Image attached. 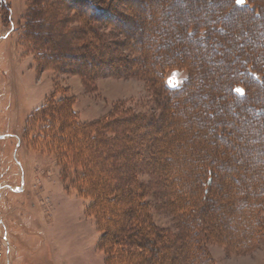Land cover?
Here are the masks:
<instances>
[{
	"label": "trees",
	"instance_id": "1",
	"mask_svg": "<svg viewBox=\"0 0 264 264\" xmlns=\"http://www.w3.org/2000/svg\"><path fill=\"white\" fill-rule=\"evenodd\" d=\"M29 1L23 41L39 71L91 86L106 74L143 79L162 109L84 124L73 97L53 96L39 115L37 142L90 200L104 264H214L212 241L240 254L264 242V0H200L191 17L178 7L187 0ZM179 70L186 81L170 87ZM151 193L179 235L156 225Z\"/></svg>",
	"mask_w": 264,
	"mask_h": 264
},
{
	"label": "rangeland",
	"instance_id": "2",
	"mask_svg": "<svg viewBox=\"0 0 264 264\" xmlns=\"http://www.w3.org/2000/svg\"><path fill=\"white\" fill-rule=\"evenodd\" d=\"M3 4L0 9V225L8 237L5 244L8 255L2 246V263L104 264L105 254L99 247L101 233L95 219L87 214L90 200L80 197L70 180L64 178L58 153L37 142L42 127L39 115L53 96L56 100L73 97V110L84 124L121 110L158 118L162 109L143 79L106 74L96 78L91 86L77 75L39 71L35 54L23 41L30 1L4 0ZM187 4V8L178 7L191 17L201 1L187 0ZM160 5L149 12L152 19L157 17ZM4 7L10 8L8 14ZM5 12L12 18L11 29L4 27ZM71 24L76 27L79 22L73 20ZM151 28L149 25L148 29ZM101 30L108 36L113 34L112 29ZM148 34L150 38L152 32ZM119 40L124 37L120 36ZM186 79L185 70L167 74L170 87H181ZM140 179L146 185L153 182L149 174H142ZM149 198L156 225L179 235V222L173 212L160 208V201L152 193ZM207 250L214 264H264V242L243 254L215 241L208 244Z\"/></svg>",
	"mask_w": 264,
	"mask_h": 264
},
{
	"label": "built area",
	"instance_id": "3",
	"mask_svg": "<svg viewBox=\"0 0 264 264\" xmlns=\"http://www.w3.org/2000/svg\"><path fill=\"white\" fill-rule=\"evenodd\" d=\"M0 241L2 242V245H0V264H8L7 261H5V263H2V246L4 249H6V253L8 255L7 252V246H5L6 242L8 241V237L7 234L2 230L1 225H0Z\"/></svg>",
	"mask_w": 264,
	"mask_h": 264
},
{
	"label": "snow or ice",
	"instance_id": "4",
	"mask_svg": "<svg viewBox=\"0 0 264 264\" xmlns=\"http://www.w3.org/2000/svg\"><path fill=\"white\" fill-rule=\"evenodd\" d=\"M236 2L242 4L244 3V0H236Z\"/></svg>",
	"mask_w": 264,
	"mask_h": 264
}]
</instances>
